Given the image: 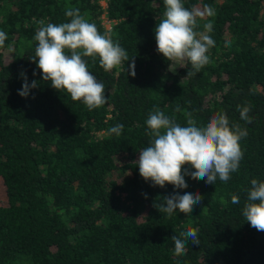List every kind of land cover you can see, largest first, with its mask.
Returning <instances> with one entry per match:
<instances>
[{
    "label": "trees",
    "instance_id": "obj_1",
    "mask_svg": "<svg viewBox=\"0 0 264 264\" xmlns=\"http://www.w3.org/2000/svg\"><path fill=\"white\" fill-rule=\"evenodd\" d=\"M183 3L216 12L198 20L201 32L212 21L215 46L195 76L187 75L190 65L173 68L156 51L163 0H0V30L8 36L0 47V264H264V231L242 215L250 181H264V0ZM77 8L130 57L108 72L99 57L86 58L107 97L91 111L43 81L30 59L40 22H70L65 12ZM21 72L29 84L38 81L28 97L18 94ZM244 105L251 123L240 119L237 106ZM157 108L181 126L189 114L204 126L222 112L246 129L238 171L215 184L185 176L187 189L151 186L136 161ZM117 124L121 135H109ZM185 191L203 196L187 215L168 217L153 206ZM189 227L200 243L187 241L177 256L171 237Z\"/></svg>",
    "mask_w": 264,
    "mask_h": 264
},
{
    "label": "clouds",
    "instance_id": "obj_2",
    "mask_svg": "<svg viewBox=\"0 0 264 264\" xmlns=\"http://www.w3.org/2000/svg\"><path fill=\"white\" fill-rule=\"evenodd\" d=\"M165 11L160 22L155 26L156 51L170 62L188 68L187 75L195 76L210 63L209 50L215 41L209 35L213 31L211 20L203 24L204 31H198V20L214 17L215 10L205 5L203 10L189 9L183 0H163ZM70 22L59 24L40 22L33 39L37 42L35 54L30 58L42 71L43 81H49L58 91H66L72 101L83 103L89 111L98 109L107 103L105 86L89 71L86 58L95 60L99 57L100 67L105 72L120 67L130 59L127 51L109 35L98 31L89 23L80 10L65 12ZM7 33L0 30V47L7 40ZM130 75L135 76V60L129 66ZM35 75V71L33 73ZM24 83L18 94L28 97L30 88H36L38 81L28 83L26 73L21 72ZM240 119L251 123V107L237 106ZM179 110V108H177ZM150 140L148 146L139 151L136 163L139 174L151 186L165 187L171 184L175 189H187L185 176L203 179L208 184H215L217 178L222 182L231 179V173L238 171L244 152L240 141L248 133L239 124H230L225 113L212 116L204 126H197L191 118L187 126H181L165 115L159 108L150 112L146 120ZM124 128L117 124L108 130L109 135L119 137ZM247 202L242 215L257 231H264V181L253 178L250 181ZM147 199V194L143 193ZM203 196L199 192H174L163 197V202L154 207L160 213L171 217L179 210L185 215L200 204ZM233 204L239 203L238 195L231 197ZM174 254L185 253L187 241L199 245L198 231L189 227L179 235H173Z\"/></svg>",
    "mask_w": 264,
    "mask_h": 264
},
{
    "label": "rangeland",
    "instance_id": "obj_3",
    "mask_svg": "<svg viewBox=\"0 0 264 264\" xmlns=\"http://www.w3.org/2000/svg\"><path fill=\"white\" fill-rule=\"evenodd\" d=\"M102 4L104 5V2H102ZM105 26L108 27V23H107V22H105ZM172 67H173V68H176V67H179V66H177V65H175V64H172ZM3 196H4L3 186H2V183H1V181H0V200L3 199Z\"/></svg>",
    "mask_w": 264,
    "mask_h": 264
},
{
    "label": "built area",
    "instance_id": "obj_4",
    "mask_svg": "<svg viewBox=\"0 0 264 264\" xmlns=\"http://www.w3.org/2000/svg\"><path fill=\"white\" fill-rule=\"evenodd\" d=\"M108 28H109V26H108Z\"/></svg>",
    "mask_w": 264,
    "mask_h": 264
}]
</instances>
